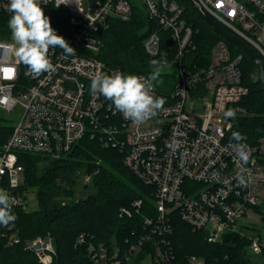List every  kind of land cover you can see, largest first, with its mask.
Segmentation results:
<instances>
[{"label":"built area","instance_id":"2783aa9c","mask_svg":"<svg viewBox=\"0 0 264 264\" xmlns=\"http://www.w3.org/2000/svg\"><path fill=\"white\" fill-rule=\"evenodd\" d=\"M8 2L0 0V12L11 16ZM40 2L52 28L76 54L66 56L62 49L50 48L55 71L34 77L15 55L16 45L0 39V119L5 120L1 113L21 112L0 146V190L14 199L13 206L36 209L30 192L21 191L25 169L19 164L18 153L58 160L68 156L83 138L101 135L107 136L103 146L118 147L125 155V165L154 188L156 215L145 219L147 229L133 236L135 241L124 251L117 247L111 252L104 244L89 245L93 264H170L174 253L167 236L173 232L174 213L193 231H203L209 242H219L228 233L246 235L240 220L263 203L259 190L264 188V137L256 145L248 144L251 156L244 164L231 149L234 119L224 117L229 108L237 115L247 113L240 104L249 93L243 80V55L234 54L223 39L215 43L203 65L195 42L199 30L188 23L184 12L186 2L190 3L200 15L251 44L264 59V0ZM135 11L146 20V54L161 62L162 72L172 68L175 77L170 91L154 86L152 94L165 98L166 103L157 116L140 125L117 112L102 95L90 94L91 79L98 71L109 75L119 71L97 58L103 45L100 32L112 21H129ZM199 99L207 101L206 113H189L187 101ZM242 171L251 178L247 187L236 180ZM90 178L87 175L84 181ZM141 204L142 200L133 203L137 208ZM122 212L131 214L124 208ZM9 236L18 239L17 232ZM250 239L249 248L262 254L264 240ZM147 245L154 247V252L148 251ZM25 248L34 251L44 264H50L56 252L50 234L27 240ZM141 251H146V256L138 260ZM186 264L203 262L190 256Z\"/></svg>","mask_w":264,"mask_h":264},{"label":"trees","instance_id":"16d2710c","mask_svg":"<svg viewBox=\"0 0 264 264\" xmlns=\"http://www.w3.org/2000/svg\"><path fill=\"white\" fill-rule=\"evenodd\" d=\"M184 15L188 23L199 30L195 35L198 56L202 57L203 65L207 64L213 46L224 38L216 34L208 25L207 17L188 2ZM9 18L0 12V26L8 28ZM145 27L146 20L137 11L129 21H112L109 28L100 32L103 45L97 58L124 74L148 75L152 70L150 61L154 58L144 49L143 41L148 34ZM228 44L234 54L243 55V80L249 88L240 103L247 113L236 115L230 133L239 131L247 137V144L256 145L264 137V89L256 81L254 62L240 46ZM246 45L259 55L251 44ZM160 79L158 89L170 91L174 74L169 77L161 74ZM11 130V125L0 124V146L7 141ZM105 138L107 136H87L68 156L58 160L18 153L19 164L25 169L21 191H36L37 208L25 211L13 206L15 222L0 225V264H44L34 251L25 248V242L48 234L56 249L50 264H93L89 245L104 244L111 252L117 247L124 251L135 241L133 236L147 229L145 219L156 215L154 188L144 184L125 165V155L118 147L103 146ZM87 175L91 177L89 182L84 181ZM80 181L93 191L75 199ZM138 200H142L139 208L133 205ZM123 208L131 214L123 213ZM9 226H13V230H7ZM12 231L17 232V240L10 239ZM82 235L83 241L80 240ZM167 238L174 253L170 264H186L190 256L202 258L203 264H253L248 254L251 239L247 235L228 233L219 242H209L203 231H193L176 213L173 214V232ZM145 248L154 252L151 245ZM262 255L264 257V250ZM145 256L146 251H141L138 260Z\"/></svg>","mask_w":264,"mask_h":264},{"label":"clouds","instance_id":"9594fccd","mask_svg":"<svg viewBox=\"0 0 264 264\" xmlns=\"http://www.w3.org/2000/svg\"><path fill=\"white\" fill-rule=\"evenodd\" d=\"M59 5L61 4L56 7ZM7 10L11 13L8 28L16 45L15 55L27 66L28 75L39 77L55 71L49 59L50 48H60L66 56L76 54V50L66 39L52 28L40 0H9ZM150 64L152 70L147 77L120 71L111 75L98 71L91 79L90 94L102 95L133 124H143L157 116L166 103L165 98L152 94L154 86L162 83L161 62L153 59ZM236 115L235 109L229 108L224 112L226 119H235ZM230 139L234 142L231 149L236 158L247 164L251 156V149L246 143L247 137L239 131H232ZM236 180L242 187H247L251 182V178H246L243 171L237 175ZM14 203V199L0 190V225L8 226L17 219L12 211Z\"/></svg>","mask_w":264,"mask_h":264},{"label":"rangeland","instance_id":"374dc122","mask_svg":"<svg viewBox=\"0 0 264 264\" xmlns=\"http://www.w3.org/2000/svg\"><path fill=\"white\" fill-rule=\"evenodd\" d=\"M0 39L10 40L14 43L10 29L3 27V26H0ZM161 74H163L166 77H169V76H172V74H174V71L172 68H168V69H164V72H162ZM168 80H170V78H168ZM207 98L211 99L212 97L208 96ZM206 108H207V101L204 99H199L195 102L188 100L186 103V110L193 115H204L206 113ZM20 114L21 112H17L14 114L1 113V116H3L5 120L0 119V124L12 126L18 121ZM40 165L42 167L43 164H40ZM76 189L77 191L75 194V199H78L82 196H86V194L93 191L92 187L86 189L83 181H80ZM259 192H260V195L263 201L262 205L258 208L250 209L248 214L240 220V224L243 225V227L245 226L243 228L244 233L248 237L250 238L259 237L264 240V188H261ZM29 197H30L31 205L34 208H37L36 191L33 190L32 192H30ZM62 200H65V199L62 198ZM13 237L14 236H10V239H12ZM248 254L253 264H264V257L262 254L256 253L251 249L249 250ZM198 259L202 262L204 261L200 257H198ZM147 264H149V262H147Z\"/></svg>","mask_w":264,"mask_h":264},{"label":"water","instance_id":"95a60500","mask_svg":"<svg viewBox=\"0 0 264 264\" xmlns=\"http://www.w3.org/2000/svg\"><path fill=\"white\" fill-rule=\"evenodd\" d=\"M206 21L210 28L219 36L223 37L229 43L234 45L240 46L244 53L254 62L257 68V82L263 87L264 89V60L263 58L256 54L254 51L249 49L246 43L241 40L240 38L230 34L229 32L225 31V29L216 21L211 18H206Z\"/></svg>","mask_w":264,"mask_h":264}]
</instances>
